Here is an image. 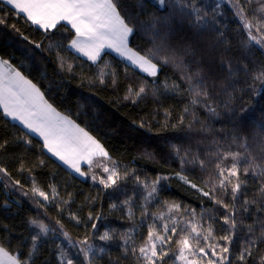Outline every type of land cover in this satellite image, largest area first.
<instances>
[{"label": "trees", "instance_id": "obj_1", "mask_svg": "<svg viewBox=\"0 0 264 264\" xmlns=\"http://www.w3.org/2000/svg\"><path fill=\"white\" fill-rule=\"evenodd\" d=\"M196 2L210 13L209 22L199 27L192 24L189 15L172 8L160 9L154 0H119L118 11L134 27L130 47L143 56L153 48V34L138 22L146 24L154 16L174 13L170 28L161 33L166 36L165 47L158 54L160 59L152 60L159 69L153 77L109 52L102 55L99 66L93 64L69 47L75 30L68 24L59 23L55 29L45 31L27 21L24 15L15 14L0 0V16L6 19L0 25V58L30 80L56 111L96 138L116 162L122 177L110 188L91 178L77 177L49 155L38 137L10 120L0 109V168L7 172V175L0 173V245L9 254L28 264H66L68 259L73 264H143L130 251L132 243L137 248L142 245L149 226L155 225L159 231L162 224L169 222V215L191 220L189 213L194 209L196 220L203 225L202 231L210 225L213 232L207 242L200 240V246L205 243L227 246L225 264H260L264 256L261 239H257L251 257L239 260L247 242L259 238L264 225L260 179L251 172L247 176L241 174L246 183L236 200L230 190L225 194L217 189V199L229 206L225 208L176 175L182 171L192 183L208 191L204 181L212 168L202 171L198 165L189 163L182 170L173 146L180 148L181 156L188 150L203 159L215 150L214 141L225 149L239 150L232 142L236 137L246 139L248 150L257 161L264 159V91L261 90L264 86L253 80V75L264 69V48L246 42V33L226 0L214 20L211 7L217 0ZM258 7L255 2L249 6V18L252 9ZM173 51L182 54L188 72H199L208 88L207 103L216 108L217 115H211L203 104H191L192 97L188 84L181 78V70L172 63H163L162 57ZM225 61L231 62V73ZM68 64H72V72L67 71ZM105 64L109 67L105 68ZM101 68L106 72L104 83L98 79ZM165 83L169 87L165 88ZM173 84L179 85L178 90H173ZM141 85L146 88L144 94L125 99L129 87L135 92ZM125 170L129 173L126 178ZM137 176L149 181L158 176L167 177L157 185L156 199L148 205V216L142 215L145 193L136 183ZM34 183L48 193L49 200L32 195ZM51 186H55V198ZM129 198L131 217L129 206L123 203ZM246 199L256 203H250L244 211ZM172 203L181 206L179 214L167 212V205ZM233 205L235 229L224 222V217L232 214ZM161 212L166 214L164 220L151 215ZM32 219L43 221L55 230L41 235L35 251L32 236L39 229L30 223ZM129 230L132 241L126 245L122 237ZM105 231L113 236L111 241L99 239ZM63 233L68 234L67 239ZM224 236H230V241L222 240ZM85 238L97 250L89 257L80 251L83 245L79 242ZM174 241L175 237L165 247L169 254L160 264H177ZM100 248L104 251H98Z\"/></svg>", "mask_w": 264, "mask_h": 264}, {"label": "snow or ice", "instance_id": "obj_2", "mask_svg": "<svg viewBox=\"0 0 264 264\" xmlns=\"http://www.w3.org/2000/svg\"><path fill=\"white\" fill-rule=\"evenodd\" d=\"M5 2L11 6L15 14H23L27 21H31L32 24L39 26L45 31L55 29L61 21H67L72 29L75 30V37L70 41L69 47L82 53L93 64L99 66L98 61L101 60V53L105 48H109L115 50L121 56H126L133 65H138L142 71L153 77L157 75V64L153 63L152 60L157 59L159 61L160 57L158 54L165 47L166 33L164 35L161 33L164 29L170 28L174 15V13H170L168 16H154L146 24L138 22L140 27L153 34V48L149 49L146 55L141 56L128 47V37L134 32V27L130 26L118 11L119 0H5ZM154 2L160 9L167 10L172 8L173 10H179L182 15H189L194 26H203L209 22V11L203 5H198L196 0H154ZM224 2L225 0H217V3L211 7L213 20L219 14L218 10ZM226 2L234 10L235 17L242 26V30L246 33V42L254 43L264 48V0H226ZM253 2L257 3L259 7L252 9V16L249 18L248 8ZM5 23L6 19L0 16V25ZM13 27L15 26L13 25ZM24 39H27V37H24ZM36 47L39 48L40 45L37 44ZM58 59L62 60L59 56ZM162 59L163 63H172L181 70V78L188 84V91L192 97L191 104H203L211 115H217L216 108L207 103L209 98L207 85L200 78L199 72L190 73L186 70L182 54L173 51L171 55L166 54ZM225 66L231 73V62L225 61ZM104 67L107 68L109 66L105 64ZM5 68L9 69L7 73L2 71ZM61 68H64L63 62H61ZM67 71H73L72 64L67 65ZM105 75L104 68H101L98 76L101 83H104ZM112 76L113 83H115L114 72ZM253 80L264 86V69L258 70L253 75ZM164 86L165 88L169 87L167 83ZM172 88L173 90H178L179 85L173 84ZM261 90L264 91V88ZM145 92L146 88L143 85L135 92L129 87L128 95L125 96V99L133 95L140 97ZM0 107L3 108L5 115L13 120H19L27 129L43 137V147H46L49 152H52L54 156H57L65 164H69L81 176H85V173L78 166L80 160H84L91 170L94 158L101 157L108 163L98 162V166L107 175L98 176L93 174L91 177L93 181H98L105 188H110L117 185V182L122 179L118 171V165L112 160L102 145L76 125L74 121L57 113L43 99V94L39 89L19 71L12 68L9 62L3 58H0ZM188 110L186 107L185 112H188ZM180 122L183 123V117H181ZM232 142L237 144L239 150L232 151L230 147L225 149L219 142L214 141L215 150L208 153L203 159L198 154H193L188 150L184 151L181 156L180 148L173 146V150L180 158L182 170L184 165L189 163L198 165L202 171H208L210 167L212 168L208 178L204 181L208 191H204L203 188L192 183L182 171L176 173V175L184 183L197 189V191L212 199L215 203L228 208L229 206L223 200L217 199V189L225 194H228L230 190L233 200H236L242 185L246 183V181L241 179V174L247 176L251 172L253 177H257L261 181L259 188L261 194L260 203L261 207L264 208V159L257 161L249 152L246 139L234 137ZM109 163L111 167L108 166ZM0 173L7 175L6 170L3 168H0ZM128 175V171L125 170L124 177L126 178ZM161 179H167V177L158 176L152 181L141 180L138 176L135 177L137 185L142 186L145 193L143 196L144 204L142 205V215L144 216L150 215L148 205L156 199L157 185ZM15 183L19 184V181H15ZM51 188L52 198H55L57 195L55 186H51ZM31 193L33 196L42 197L45 201L49 200L48 193L42 191L35 183ZM37 203H40V201H37ZM123 203L129 206V216L131 217V198L126 199ZM250 203H256V201L246 199L244 201V211L248 210ZM112 207H116V205L113 204ZM180 208L179 204H168L167 212L173 213L175 211L179 214ZM184 211L188 212V209ZM189 214L192 217L191 220L184 218L178 220L175 216L169 215V222L162 224L159 231H157L155 225L149 226L148 235L144 243L137 248L133 242L130 251L143 264H160L163 258L169 254L165 247L172 243L175 237L174 242L178 250V254H174L176 261H181L183 264H204V258L208 257L206 264H225L228 261V256L224 254L229 252V248L219 244L208 243L200 246L201 239L207 242L209 237L213 236L211 226L209 225L206 230L202 231L203 225H200L196 220L195 210H191ZM151 215L154 219L164 220L166 214L161 212L158 214L151 213ZM202 216L203 213H201ZM224 222L226 224L230 223L232 229L236 228L235 205H233L232 214L224 217ZM30 223L39 229L36 235L32 236V249L35 251L36 242L41 235H47L49 231L55 230L50 229L46 223L37 219H32ZM92 228L95 230L96 225L93 224ZM178 228L179 232L177 231ZM252 231V226H249V232ZM205 232L206 234H204ZM63 235L65 239L68 238L67 233H63ZM99 239L111 241L113 236L108 231H105L99 236ZM122 239H124L126 245L129 244L132 241L131 230L124 233ZM221 239L230 241L231 237L224 236ZM257 239L264 240V225L261 228V236L259 238L253 237L247 242V246L240 253L239 260L246 261L248 257L253 255L252 249ZM71 243L69 241V244ZM79 243L83 245L80 251L85 257L94 255L97 251L88 242L87 238ZM217 248H219V252H217ZM98 251L103 252L104 249L100 248ZM31 255L32 253L30 252L29 257ZM61 255L63 256L64 254L62 253ZM4 257L7 258L8 264H28V261H21L17 256L9 255L4 247L0 245V258ZM189 257H193V259H189ZM210 257H217V259L213 260ZM66 264H73V261L68 259ZM260 264H264V256H261Z\"/></svg>", "mask_w": 264, "mask_h": 264}, {"label": "rangeland", "instance_id": "obj_3", "mask_svg": "<svg viewBox=\"0 0 264 264\" xmlns=\"http://www.w3.org/2000/svg\"><path fill=\"white\" fill-rule=\"evenodd\" d=\"M130 48V47H129ZM131 49V48H130ZM133 50V49H132ZM133 52H135V53H137L136 51H134L133 50ZM139 54V53H138ZM139 55H141V54H139ZM141 56H143V55H141ZM127 59V58H126ZM124 62H126L128 65H130V66H132V67H134L135 69H137V70H139V71H141V72H143V73H147V72H144V71H142L141 70V68L138 66V65H133L132 63H131V61H129L128 59L126 60V61H124ZM157 70H159L158 69V66H157ZM2 71H4V69H2ZM5 72V71H4ZM148 74V73H147ZM0 109L3 111V108L2 107H0ZM57 113H59L58 111H56ZM61 116H64V117H67V116H65V115H63V114H61V113H59ZM9 117V116H8ZM13 122H15V123H17L18 125H20V126H22L26 131H28L30 134H32V135H34V136H36V137H38L42 142H43V144H44V140H43V137H41L38 133H34V132H32L31 130H29V129H27L19 120H13L11 117H9ZM68 118V117H67ZM68 119H70V118H68ZM71 120V119H70ZM73 121V120H72ZM76 125H78L76 122H74ZM79 126V125H78ZM80 128H82L81 126H79ZM86 133H88L84 128H82ZM88 135L89 136H91L93 139H95L100 145H101V143L96 139V138H94L90 133H88ZM103 147V146H102ZM104 148V147H103ZM45 149H46V151L49 153V155L50 156H52L55 160H57L61 165H63L66 169H68L71 173H73L74 175H76L77 177H79V178H81V179H83V180H85V179H87V178H91L92 177V175L93 174H96V175H98V176H106L107 174H105V173H103L102 172V169H101V167H99L98 166V162L99 163H108L107 161H104L103 160V158H101V157H96V158H94V160H93V164H92V166H91V170H90V167H89V165L84 161V160H80L79 161V167H80V169H81V171L82 172H84L85 173V176H81L78 172H76L75 171V169L74 168H72L69 164H65L63 161H61L57 156H54L53 154H52V152H49L48 151V149L45 147ZM105 149V148H104ZM105 151H106V149H105ZM95 165H96V167H95ZM108 166L109 167H111V164L109 163L108 164ZM99 167V168H98ZM92 179V178H91ZM93 180V179H92ZM96 182H98V181H96ZM99 183V182H98ZM193 243H195L194 241H193ZM177 254H178V251H177ZM9 255H11V254H9ZM189 259H193V257H189ZM206 261H207V259H206V257L204 258V264H206ZM0 264H8V261H7V258L6 257H4V258H0ZM177 264H183V262H181V261H177Z\"/></svg>", "mask_w": 264, "mask_h": 264}, {"label": "crops", "instance_id": "obj_4", "mask_svg": "<svg viewBox=\"0 0 264 264\" xmlns=\"http://www.w3.org/2000/svg\"><path fill=\"white\" fill-rule=\"evenodd\" d=\"M4 3H6L5 2V0H2ZM7 4V3H6ZM8 5V4H7ZM10 6V5H9ZM11 7V6H10ZM23 15V14H22ZM60 23H65V24H68V22L67 21H61ZM70 27H71V25L70 24H68ZM37 26V25H36ZM37 27H39V26H37ZM72 28V27H71ZM42 29V28H41ZM44 30V29H43ZM49 30H51V29H49ZM130 38H131V34L129 35V37H128V47H130ZM131 48V47H130ZM132 49V48H131ZM71 50L74 52V53H76L77 55H79V56H81V57H83V58H85V59H87L88 60V58L86 57V56H84L82 53H79V52H77V51H75L74 49H72L71 48ZM106 52H109V53H111V54H113L114 56H116L117 58H119V59H121V60H123V61H126L127 59H126V56H121L119 53H117L115 50H113V49H109V48H105L104 50H103V52L101 53V57H102V55L104 54V53H106ZM90 61V60H89ZM90 62H92V61H90ZM4 71H5V73H7L8 71H9V69H7V68H5L4 69ZM143 73V72H142ZM157 73H158V70H157ZM144 74H146V75H148V76H150L149 74H147V73H144ZM27 79V78H26ZM28 80V79H27ZM33 84V83H32ZM37 88V87H36ZM43 99L46 101V99L44 98V96H43ZM48 103V102H47ZM49 104V103H48ZM7 116V115H6ZM8 117V116H7ZM9 118V117H8ZM10 119V118H9ZM11 120V119H10Z\"/></svg>", "mask_w": 264, "mask_h": 264}]
</instances>
